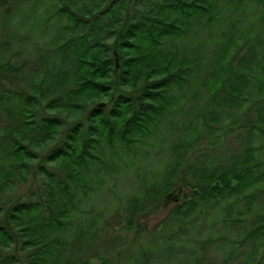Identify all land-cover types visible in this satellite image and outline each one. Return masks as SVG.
Returning <instances> with one entry per match:
<instances>
[{"label": "trees", "instance_id": "1", "mask_svg": "<svg viewBox=\"0 0 264 264\" xmlns=\"http://www.w3.org/2000/svg\"><path fill=\"white\" fill-rule=\"evenodd\" d=\"M245 5L257 9L252 19ZM247 19L264 27V0H0V264H107L88 259L101 241L92 209L82 211L88 198L150 156L143 148L165 129L195 149L194 110L199 133L210 137L207 149L217 148L215 125L236 133L240 148L228 159L190 161L181 181L192 198L173 204L167 220L178 227L196 217L199 203L218 211L234 201L242 214L235 220L225 206L222 231L256 258L264 221H248L250 193L264 190L255 146L264 134V53L248 45L252 27L235 36ZM240 42L248 47L236 58ZM26 63L33 71L22 70ZM202 91L204 109L193 104ZM181 151L174 146L170 154L175 160ZM174 160L164 164L163 186L147 195L174 190L183 164ZM139 203L126 201L130 224ZM168 239L173 249L174 236ZM200 245L234 251L219 236Z\"/></svg>", "mask_w": 264, "mask_h": 264}, {"label": "rangeland", "instance_id": "2", "mask_svg": "<svg viewBox=\"0 0 264 264\" xmlns=\"http://www.w3.org/2000/svg\"><path fill=\"white\" fill-rule=\"evenodd\" d=\"M244 7H248V19H252L251 17H254L257 12L255 6L250 7L249 5H245ZM249 21L250 20L247 21V24L244 23L242 26L237 27L234 34L237 36L239 32L248 31V28L252 27L253 29L250 28L249 30L253 31V37L250 39L248 45L256 48L258 52L262 54L264 53V27L262 26V28H259L257 20H253L251 24L248 23ZM1 23L7 26V22L2 21ZM5 30L9 33L12 32L9 27H5ZM34 44V48L38 49L40 47L39 43L35 42ZM241 44H243V42H240L239 52L233 51V53L235 52L234 56L236 58L242 53H246V47H248V45L245 47V44H243V47H241ZM18 62H22V59ZM234 62L235 61H233V63ZM23 67V71H33V63H26ZM17 83L19 84L20 81ZM3 87L7 86L3 85ZM204 93L203 91L200 92L199 98L197 100L195 99L196 101L193 104H197L198 107L202 106L203 108L207 102L206 93ZM95 101L96 103L101 101L104 102L102 99H100V101ZM191 104L189 103L190 106ZM202 108H199V111L204 109ZM188 110L189 109H187V111ZM194 114L196 116L192 121L197 120L196 132L200 134L197 136L199 141L195 144V149L187 147L190 144H186V140L177 139L175 141L165 129V132H162L158 136V140L150 141L149 146L147 145L143 148V151H147L151 154L150 156H143L138 159L135 167L132 169L123 167L116 181H110L98 195L96 194L88 198L89 204L92 206L86 205L82 211L92 209L91 215L98 219L97 234L99 239H101L98 243L96 242L95 247L92 249L93 258H88L89 260L91 259L92 263H97L98 258L103 257L106 259L107 264H144L142 261L144 255L142 254H146L151 264H184V262L202 264L208 260L211 264H264V245L258 249V256L251 259L246 243L240 246L238 244L240 239H237L236 243L234 234L225 235L222 231L221 219L223 216V208L230 204L233 209L232 215L234 217L236 215L235 212L241 207L240 204H235L234 201L228 200L224 204L216 206L218 208L217 211L212 207L205 209L206 206L199 203L196 214H194L196 217L190 218V220L185 222L180 221V224L178 223L179 225L176 227L173 220L172 222L167 220L168 213L173 207V202L165 204V193L163 196L156 199L147 195L148 189H160V187L163 186L162 180L166 169L163 167H165V165L170 166L175 157L174 153L173 155L170 154L172 147L179 146L184 149L183 153L182 151L177 152L179 159L176 157L174 160L176 161L177 159L178 163L180 161L183 163H179L180 168L177 170L176 185L173 187L174 189L180 188L177 204L182 203L185 199L189 200L192 198L191 186L185 183L184 185L181 181L185 169L187 170L186 167L190 166V161L201 163L210 158L217 160L216 158L222 156L224 159H228V156L232 152L240 148L239 142L235 137L237 135L236 133L230 134L228 132H223V128L215 125L216 130L213 131L212 137L215 136L214 141L217 142V148L213 150L207 149V143L210 141V137L206 136L204 132L199 133L200 120L197 117V110H194ZM179 121L180 123H176L175 121L176 125L181 124L182 119ZM4 123V119L1 118L0 127H2ZM234 123L235 122L232 121L229 126L232 128L240 127L239 125H234ZM262 139L263 142H258L255 146L259 156L264 159V134H262ZM161 166L164 170L159 169ZM135 175H137V177H135ZM190 178L191 176L187 179L188 184L192 182ZM250 192L251 191L248 193ZM250 194V202H252L253 209L252 216L250 217L251 219L248 223H251V221L255 219L252 218L253 216H258L264 221V190H262V188L253 190ZM133 198L140 199V203L137 207H140V210L136 215H133L134 223L130 224L128 220L131 211L127 210L126 201L132 200ZM238 213L242 214V211H238L237 214ZM197 215L200 216L201 221L198 219ZM215 215H218L219 219H216ZM236 219L237 218H235V220ZM248 223L247 225H243V227L248 228ZM190 224L192 225L190 226ZM244 224H246V222H244ZM256 224L258 225V222H256ZM189 228L190 236L185 238V231L187 229L189 230ZM181 230L184 231V234ZM171 235L174 236L175 241L172 246L173 249H171L172 244L167 245L166 242ZM217 236L224 239L226 248L233 247L234 251L228 254L227 252L229 250L225 248L211 250V246L214 248V245H210V248L208 247L207 250L204 249L205 246L202 249L203 245L200 244L203 241ZM217 244H220V242ZM140 253L141 256H139ZM224 253L228 255H224ZM170 254H172L171 257ZM87 256H89V254L82 258L85 259Z\"/></svg>", "mask_w": 264, "mask_h": 264}, {"label": "water", "instance_id": "3", "mask_svg": "<svg viewBox=\"0 0 264 264\" xmlns=\"http://www.w3.org/2000/svg\"><path fill=\"white\" fill-rule=\"evenodd\" d=\"M179 192H180V188H177V189L171 191L169 194H167L164 198L165 204H167L168 202H173V203L177 202Z\"/></svg>", "mask_w": 264, "mask_h": 264}]
</instances>
